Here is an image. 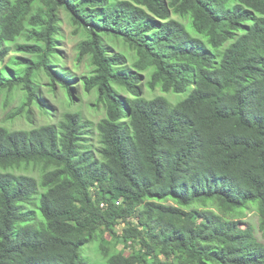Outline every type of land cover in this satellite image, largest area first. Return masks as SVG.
<instances>
[{"label":"trees","instance_id":"trees-1","mask_svg":"<svg viewBox=\"0 0 264 264\" xmlns=\"http://www.w3.org/2000/svg\"><path fill=\"white\" fill-rule=\"evenodd\" d=\"M66 20L88 75L59 66ZM0 64L30 124L0 126V264H89L95 241L107 264H264V0H0Z\"/></svg>","mask_w":264,"mask_h":264},{"label":"rangeland","instance_id":"rangeland-1","mask_svg":"<svg viewBox=\"0 0 264 264\" xmlns=\"http://www.w3.org/2000/svg\"><path fill=\"white\" fill-rule=\"evenodd\" d=\"M30 29L31 28L27 26L26 31L15 42L9 43L7 45L11 50L8 61L13 57L23 56L21 50L25 45V37ZM61 35H62L61 51L63 53V56L59 62V66L67 69L68 71H71L75 77L88 75V73L91 71L89 62L86 59L80 60L78 58L77 45L78 42L80 41V37L74 34V28L67 22V20L62 24ZM112 51H116V50L112 48ZM2 68H3V64H0V69ZM48 81L49 80L46 78L42 80L41 89L43 91V94L45 95L46 98L49 99V102L52 105H55L57 107V111L61 112L62 110L65 109V106L63 105L65 96L61 94L60 90H58L59 92L58 95L60 96L59 98H55L54 95L49 93ZM79 84H80V80H78L77 82V85ZM78 91H79L78 103L84 114L85 121L88 122L89 124V128L87 129V132L89 134L86 135L85 138L89 140L88 142L89 145H93L96 147L98 144V140L96 137V126L99 123V120L104 116V109L102 108V106H100L98 102V94L96 92L88 93L86 92V90H84L83 86H80ZM144 91L147 95H150V91L148 89L144 88ZM121 93L126 96L125 92L121 91ZM157 94H161V93L157 92ZM166 96L169 99H171L173 102L185 98V94H170ZM19 103H20V96L18 95L13 101L12 107L18 106ZM8 116L9 115L7 113V110L4 107V98H2L0 100V126L6 128H15V129L30 126V124H28L24 120L12 121L8 119ZM40 122L45 123L46 120L40 117ZM243 218L245 221V223L243 224L244 228L248 226L246 221H250L256 225V229H257V224L259 223V217L256 209H250L245 211ZM120 228L122 229V226ZM118 249L124 250L123 246H119ZM81 253L83 258L89 264H107V261L100 254L99 242L97 241L85 246L82 249ZM125 253L127 254L128 250H126ZM162 259L163 261H165L164 258ZM174 264H178V263H174Z\"/></svg>","mask_w":264,"mask_h":264}]
</instances>
